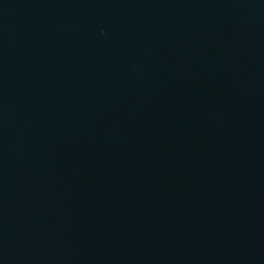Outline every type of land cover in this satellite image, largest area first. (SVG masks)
<instances>
[{
    "label": "water",
    "instance_id": "obj_1",
    "mask_svg": "<svg viewBox=\"0 0 264 264\" xmlns=\"http://www.w3.org/2000/svg\"><path fill=\"white\" fill-rule=\"evenodd\" d=\"M0 264H264V0H0Z\"/></svg>",
    "mask_w": 264,
    "mask_h": 264
}]
</instances>
